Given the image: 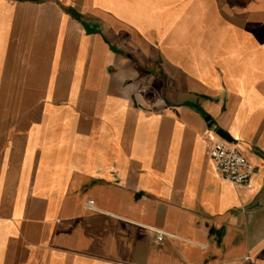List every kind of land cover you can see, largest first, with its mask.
Segmentation results:
<instances>
[{
  "label": "crops",
  "instance_id": "crops-1",
  "mask_svg": "<svg viewBox=\"0 0 264 264\" xmlns=\"http://www.w3.org/2000/svg\"><path fill=\"white\" fill-rule=\"evenodd\" d=\"M4 55L0 264H264V0H0Z\"/></svg>",
  "mask_w": 264,
  "mask_h": 264
},
{
  "label": "rangeland",
  "instance_id": "rangeland-1",
  "mask_svg": "<svg viewBox=\"0 0 264 264\" xmlns=\"http://www.w3.org/2000/svg\"><path fill=\"white\" fill-rule=\"evenodd\" d=\"M69 11L79 19V16L75 12L71 9ZM2 58L7 61L1 63L3 69L0 71V83H2L0 84V112H22L38 109L40 107L38 102L45 94V90L48 91L49 89L41 86V84L38 86H27V83L31 82L29 81L31 79H33L34 83H41V72L10 69L13 65L9 59L13 57L11 55H4ZM16 58H21V56H17Z\"/></svg>",
  "mask_w": 264,
  "mask_h": 264
},
{
  "label": "built area",
  "instance_id": "built-area-1",
  "mask_svg": "<svg viewBox=\"0 0 264 264\" xmlns=\"http://www.w3.org/2000/svg\"><path fill=\"white\" fill-rule=\"evenodd\" d=\"M210 158L216 173L223 180L237 186L249 184L253 172L251 164L236 147L218 139L211 146ZM92 204V202L89 203L90 206ZM155 234V240L162 243L166 234L158 231H155Z\"/></svg>",
  "mask_w": 264,
  "mask_h": 264
}]
</instances>
